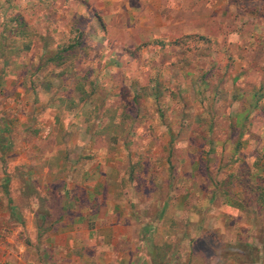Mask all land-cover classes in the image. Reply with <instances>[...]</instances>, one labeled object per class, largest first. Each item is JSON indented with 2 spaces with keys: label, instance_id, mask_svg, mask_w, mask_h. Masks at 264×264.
I'll return each instance as SVG.
<instances>
[{
  "label": "rangeland",
  "instance_id": "374dc122",
  "mask_svg": "<svg viewBox=\"0 0 264 264\" xmlns=\"http://www.w3.org/2000/svg\"><path fill=\"white\" fill-rule=\"evenodd\" d=\"M196 6L195 0H0V35L3 34V23H7V27L25 24V30L31 33V37L34 36V42L39 41L36 43L38 47L33 46L26 54L0 56V189L7 193L11 179L6 171L7 165L21 148L20 154L25 155L28 163L13 166L15 172L12 174L16 181L13 185L16 197L13 199L22 207L29 200L44 204L63 199L59 190L44 194L43 188L35 190V178L28 183L21 181L19 170L29 167L30 175H35V170L41 169L36 156L44 157V150H35L33 141L34 137H38V131L41 133L46 129L43 118L49 116L50 108L55 106L49 102L51 96L63 95L53 103L56 106L66 104L68 99L64 97L69 87L81 84L83 88L91 75L94 94L83 109L87 115L83 113V118L91 129L97 128L95 124L100 126L101 122L107 121L102 113L103 107H108L114 112L113 122H118L121 115L124 129L115 131L106 127L103 131L114 132L121 138L125 136L124 139L139 138L102 153L107 160L110 159V163L117 158L118 170L124 175L125 183L113 187H125L127 193L130 192L127 185H137L143 177L146 181L154 177L156 182L152 194L148 195L152 201L149 216L154 223L151 225L153 229H146L148 241L142 240L141 243L138 239L143 224L131 227L129 246L133 250L130 264H149L152 258L156 264H255L253 256L256 252L248 254L246 245L251 241L245 236L263 234L264 211L259 208L258 201L254 202L257 190L246 194L244 188L247 182L251 186L258 184L249 180L246 165L264 148V144L258 142L259 139L264 142V114L255 113L250 128L241 136L235 132L230 135L226 126L229 115L223 112V108L233 111L234 107L226 106L227 93L222 88L218 93L216 86L230 88L231 79L238 76L237 85L236 82L233 85L250 89L243 75L250 73L252 67L256 68L254 61L260 62V65L264 63V43L254 41L264 38V33H257L251 27V19L241 12L242 9H225L228 14L222 11L219 17L218 41V37L212 36L210 31H197L196 23L212 19L209 18L211 16H196ZM214 21L217 22L216 19ZM74 27L80 33L78 44L72 50L61 53L63 58L68 56V59L54 66L46 64V61L44 66L36 69L38 56L55 54L58 46L68 42V37L71 36L72 40L77 36ZM18 37H3L5 49L10 48L11 41L22 43L29 40ZM42 50L46 51V56ZM62 71L67 72L68 78L54 79L52 73L55 75ZM202 71L204 74L200 78ZM46 78L53 80L55 84L52 87L57 92L48 93L49 99L39 103L37 92ZM30 79L38 80L31 90L27 88ZM88 88L87 84L84 89L88 91ZM212 88L215 89L211 91ZM205 91L208 98L203 96ZM211 94L214 98L210 100ZM99 100H102L101 105ZM89 102L94 109L87 114ZM218 102L219 106L216 105ZM32 104L33 109L30 110L37 112L39 118L27 117ZM125 113L129 117H125ZM229 114L234 116V113ZM80 115L81 112L77 111L73 116L77 118ZM209 122L213 126L207 129ZM17 123L24 125L18 130L19 134L32 129V137L22 139L23 146L14 145L11 149L7 141ZM36 123L43 127L39 129ZM148 123H151L150 126ZM61 134L58 129L56 140ZM209 136L218 144L213 143L208 150V146L201 145L200 141ZM169 138L172 143H177L175 146L169 144L173 146L171 152ZM188 142L192 146L184 152L182 146ZM98 158L99 154L94 160ZM62 161L65 162L64 159ZM260 161L257 173L264 174V158ZM221 174L228 175L230 181L223 179L219 183ZM20 191L24 194L20 195ZM229 192L235 194L237 200L250 198L249 201L242 200L243 203L237 206L241 207L242 215L244 212L249 214L251 221L256 216L253 227L229 226L227 214L223 219L216 218V213L220 216L215 208L217 202L220 206L231 203ZM111 198L121 209L125 207L123 204L132 208L133 203L122 202L124 196L119 197L115 193ZM144 198L140 196L138 204L146 206ZM170 199L171 205L165 209ZM162 200L166 202L160 209ZM46 227L41 226L43 229ZM195 237L199 240L193 242ZM257 239L252 240L253 246L257 244ZM152 240L154 243H151ZM215 240L221 243L230 241L235 246L222 243L219 254H213V248L219 245L217 241L218 245H211ZM95 249L93 247L94 254ZM103 249L101 247L96 252L101 253ZM111 250L115 252L117 248ZM227 254L233 256H223ZM95 257L99 260L98 256ZM112 258L109 264L114 263ZM90 262L97 264L95 258ZM257 263L260 264L259 260Z\"/></svg>",
  "mask_w": 264,
  "mask_h": 264
},
{
  "label": "crops",
  "instance_id": "0c3cea01",
  "mask_svg": "<svg viewBox=\"0 0 264 264\" xmlns=\"http://www.w3.org/2000/svg\"><path fill=\"white\" fill-rule=\"evenodd\" d=\"M159 1L172 0H149V2ZM195 1L197 3L195 15L202 18L204 16H211L209 18L212 19H205V23H196L197 31H210L212 36L218 37V41L220 34L219 17L221 16L220 13L225 11V9H242L241 12L246 17H250L252 22L251 27L255 28L257 33H264V0ZM225 14H228L227 11H225ZM215 19L217 22L214 21ZM254 41L263 43L264 38H256ZM37 42L39 41L36 40L32 47H38L36 45ZM39 46H41V43ZM253 63L257 65L256 68L252 67L249 71L250 73H245L243 78L248 81L247 84L250 88L254 87V84L264 86V63L261 65L260 62L254 61ZM233 75L235 74L233 73ZM87 77L86 75V79ZM89 77L90 80L85 81L83 85L82 90L84 92H87L84 88L92 80V76L90 75ZM74 86L69 87V90L65 92L67 96L64 99L68 100L63 105V114L56 118L54 109L50 108L49 112L51 114L43 118V121L46 122V129L41 133L38 131V137H34V149L44 150V157L36 156L38 166L41 169L35 170V175H30L31 171L29 167L19 170L21 181L28 183L35 178L36 180L33 181L35 190L39 189L40 191L43 188L42 194L47 191L53 192L54 190H59L63 193V199L61 201L51 200L44 204L36 200H29L23 207L19 205L17 200L13 199L16 197L14 196L13 188V185L16 183L13 177L14 174H12L15 172L13 171V166L19 163H26L25 165L28 163L25 155L20 154V148L19 153L7 165L6 171L11 175L10 186L6 190L7 193L0 189V264H91L90 261L93 258L96 259L97 264H109V262H112L109 261L112 257L114 260L113 264H130L133 250L129 246L132 239L131 227L138 223L143 224L141 235L138 239L141 243L142 240L148 241L146 229H153L151 225H154V223L149 216L151 211L150 203L152 201H150L151 198L148 195L152 194L154 190V177L151 178L152 180L148 179V181L143 177L137 185L127 183V187H130L128 188L130 192L126 191L127 193H125V187L115 189L114 185L122 186L121 183H125L123 172H119L118 170L117 158L113 160L115 161L114 163H110V159L107 160L106 156L102 155V153L105 154V151L111 150L112 147L116 149L115 146L129 142L130 140L136 141L139 138L130 137L124 139L121 138L122 136H115L103 130L97 132L100 126L96 124L97 128L91 129L86 119L83 118V113L85 114L83 109L88 104V99L87 97L73 99V97L77 98L81 95ZM27 88L30 89L29 87ZM214 89L212 88L211 91ZM72 92L73 95L71 94ZM219 92L220 90L218 89ZM37 95L39 103L49 99V94L42 87L39 88ZM203 96L208 98V92L205 91ZM212 98H214L213 94H211L210 100ZM89 105L90 109H85L87 114L94 109V106L90 102ZM216 105L219 106V102ZM30 108L33 109V104L28 109L27 117L31 119L39 118V114L30 110ZM216 108L218 109V107ZM77 111L81 112V115L75 118L73 115ZM85 116L87 117L86 114ZM35 126L39 127V129L43 127L40 123H36ZM23 128L24 125L19 123L14 126V133L10 134L9 141H7L10 148L14 145L21 147L22 139L32 137L30 134L32 129L27 132V127L25 128L26 132L19 134L18 132L20 131L18 130ZM58 129L62 131V134L56 140L55 134L58 132ZM112 135H114L113 138L111 137ZM38 141L40 142L38 143ZM258 142L264 144L260 139ZM212 143L218 144L217 141H214V138H212ZM176 144L173 143V145ZM260 151L264 152V148H261ZM28 152L30 153L31 150H28ZM94 154L95 157L99 154V158L94 160L95 157H92ZM61 157L65 160L64 163ZM253 158L255 157L252 156V159L247 164L250 167L248 177L254 181L258 178V184L264 186V174L257 173V166L262 162H258L254 168V165H252ZM263 158L261 157L260 159L262 160ZM62 165L63 167L65 165V167L63 168ZM5 175L8 176V174ZM224 176L225 174L221 175V178ZM244 192L246 194L252 193L249 189L244 190ZM115 193L119 197H125L122 202L129 201L130 204L133 203L132 208L129 207V204H123L125 205L123 209L119 208L118 204H115L111 200V196ZM22 194H24V191H20V195ZM140 196L145 197L146 206L138 204ZM235 198L237 199L238 197L229 192L231 203L226 202L223 206H220V202H217L215 208L220 216L216 213V218L223 219L227 214L229 226L237 224L238 226L250 227L254 223L256 216L251 221L247 212H244L242 215L241 207L232 203V199ZM261 198L264 199L263 191H261ZM47 199L50 200V197ZM136 199L138 200L137 202ZM245 200L249 201L250 198L244 197ZM238 201L240 200L238 199ZM165 202V200L161 201L160 209L165 205ZM170 205L171 199L167 202L165 209L170 207ZM261 206H264L263 201H260L259 208ZM46 225L45 229L41 228V226ZM245 237V239L249 238V241H251V244L247 246L248 254L251 255L252 253L254 255L256 252L255 256H253V262L258 264L257 261L259 260L260 264H264V234L259 236L250 234ZM256 239L257 244L255 243L253 246L252 240ZM229 242L222 241L224 244ZM151 243H154V240ZM93 247L96 248L94 250L95 254L93 253ZM101 247L104 248L103 252H96ZM113 247L117 248L115 252L111 250ZM95 256H98L99 260ZM149 264H151V261H149Z\"/></svg>",
  "mask_w": 264,
  "mask_h": 264
},
{
  "label": "trees",
  "instance_id": "16d2710c",
  "mask_svg": "<svg viewBox=\"0 0 264 264\" xmlns=\"http://www.w3.org/2000/svg\"><path fill=\"white\" fill-rule=\"evenodd\" d=\"M2 27H3V29H2L3 34L0 35V56H4V54L5 55L12 54L14 56H17V55L22 54V53L26 54L31 49L35 38H34V36L31 37L30 36L31 33L29 31L25 30V24H23V25L17 24V25H12L11 27H7V23H3ZM78 31L79 30L76 29L77 36L72 38V40H71V36H70V37H68V40H67L68 42L62 43L60 46H58L56 51H55V54L50 55L48 57H44L42 55L38 56L39 64L36 66V69H39L41 66H44L45 65L44 63L46 61H47L46 64L49 63V64H52L53 66L58 64V63H61V61H63V60L66 61V59H68V56L63 58V56H61V53L69 51V50H72V48L78 44V36H80V33ZM7 35L19 36L18 38H20V39H24V38L29 39V36L31 38L29 40L25 41V42H22V43L19 42L18 40L11 41L10 48L5 49L6 47L2 43V39H3V37H6ZM263 43L258 42L257 44H263ZM42 53L45 55L46 51L42 50ZM203 74L204 73L202 71L201 75H200V78L203 77L202 76ZM45 75L46 74H44V76ZM52 76L54 77V79H57V81H60L61 79H67L68 78L66 71L58 72L55 75H54V73H52ZM237 77L238 76H234L233 79H231L232 81L230 83H232L231 87L233 89H231V87L230 88H226V87L220 86V85H219V87L216 86V88L217 89H221L222 88L227 93L226 94L227 95L226 106H229L230 108H231V106L234 107L233 111L229 110V109H226V107L223 108V112L226 115L227 114L229 115V117H227L228 119H227V125H226L228 133H230V135H231V134H233V132H235V133H237L238 136H241L244 132L248 131L249 127L252 124V119H253L255 113L258 112L259 114H264V86L261 85V84H260L261 86H257V84H254L253 85L254 87H252L250 89H240V87L238 88V86H236L237 85V79H239V77L238 78ZM44 80H45V82H41L42 86H40V87L45 89L46 92L49 93V94L51 92L52 93L57 92V90L53 89L54 87H52L55 84V83L52 82L53 80L51 81V80H49V78H46ZM37 81L38 80H34V79L31 80L30 79V81L28 82V87L30 89H33L36 86L35 83ZM214 81L218 82L219 80L218 81L214 80ZM234 82H236V85H233ZM92 83H93L92 80H91L90 83H88V85H90V84L91 85L89 86V89H88L87 92H84L82 90L83 88L81 87V84H77V85L74 86L75 89H77V91H79L81 93V95L79 97H77V99L80 98V97H87L88 100L92 99L91 96H92V94H94L93 90L91 89L92 88ZM253 83H255V82H253ZM257 83H259V82H257ZM48 88H50V89H48ZM249 92H251V93H249ZM60 98H63V95L51 96V98L49 99V102L55 105V106H53V109H54V112H55L54 115H56L57 117L63 114V111H64L63 105L64 104L59 103L56 106V104L53 103V101H57V99H60ZM101 101L102 100H99V102H98L100 105H101ZM247 102H248V104L246 105ZM109 113H111V114H109ZM229 113H234V116H230ZM102 116L106 117L107 121L105 123H102V122L100 123V129H97V132H101L103 129H106V127H111L115 131H118L124 126V123L121 122L122 121L121 115L119 116L120 119H119L118 122H113L112 121V119L114 118V112L111 111V108H108V107L104 108L103 107ZM124 116L125 117H129V115L126 114V113L124 114ZM216 117L219 118L218 115ZM209 121H211V119ZM150 124L151 123H148L147 125L150 126ZM211 126H213V124H211L209 122V124L207 125V129H210ZM122 129H124V127ZM112 133L114 134V132H112ZM114 135H116V134H114ZM114 135H112L111 137L113 138ZM124 138H126V137L124 136ZM201 139H202L200 141L201 145H202V143L207 145L208 146V150L211 148V146H213L212 136L205 137V139L204 138H201ZM227 139H229V136H228ZM168 141H169L168 145L169 144H173L172 143V139L169 138ZM234 142H233V144H234ZM235 144H236V142H235ZM173 146H175V145H173ZM173 146L169 145V152L173 151L172 150ZM189 146H192V144L190 142H188V144H185L184 146H182V149H184V152H186V150H187V148H189ZM210 151H212V150H210ZM234 152H236V151H234ZM179 154H180V152H179ZM254 157L255 158H253L252 165H254V168H255V166L258 163V161L260 160V158L264 157V152H261L259 150V154H257ZM171 163L172 162L169 161L168 164L171 165ZM246 166H247V170L249 171L250 167L248 165H246ZM169 171H171V170H169ZM221 175H223V174H221ZM221 175H220V178H221ZM227 176L228 175H225L223 178L219 179V183H221V180H223V179H226V180L230 181V178L227 177ZM249 180H250V178H249ZM257 180L258 179H256V182H257ZM239 183H241L240 179H239ZM137 184H138V182H137ZM154 185H156V182L154 183ZM245 185H246V187L244 188L245 190H247V189H249V191L257 190L255 192L254 202L258 201L259 204H260V201L264 202V199L261 198V191H263V193H264V186H261L259 184L255 185V186H251L248 182ZM239 200L240 201H238L236 198L232 199L233 205H240V203H243V201H244L243 198H241ZM260 209L262 211H264V206H261ZM263 234H264V232H263ZM197 240H199V239L195 237V240H193V242H195ZM216 241L218 242L219 245L216 243ZM148 243L150 244V241ZM215 244H217L218 246L213 248V250H212L213 254H219L218 252L222 249L221 247H223L222 243L220 241H218V240H215V241L211 242L212 246H215ZM227 245L235 246V245H233V243H231V244L228 243ZM247 246L248 245H246V247ZM148 247L149 246H147V248H146L147 251H148ZM247 252H248V247H247ZM146 253L147 252H145V254ZM223 256L224 257H232L233 255L232 254H227V255H223ZM151 264H156L155 259L152 258Z\"/></svg>",
  "mask_w": 264,
  "mask_h": 264
}]
</instances>
